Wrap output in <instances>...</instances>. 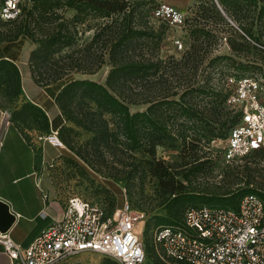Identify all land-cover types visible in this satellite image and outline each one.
<instances>
[{
  "label": "rangeland",
  "instance_id": "obj_1",
  "mask_svg": "<svg viewBox=\"0 0 264 264\" xmlns=\"http://www.w3.org/2000/svg\"><path fill=\"white\" fill-rule=\"evenodd\" d=\"M27 1L23 2L28 4ZM123 1L127 3L125 13L115 11L109 16H101L89 10L81 12V19L73 25L71 20L77 10L68 6L66 0H60V6L55 11L61 18L52 23L42 22L40 28L31 22L30 27L35 29L37 37L48 32L46 30H51L62 19L69 21L68 28L75 32L74 42L62 47L54 55V64L49 65L52 63L50 60L46 66L35 69L28 61L26 74L31 76L37 90H41L35 101L42 104L43 100L48 99L42 83L52 78L48 73L56 68L58 71L69 70L77 78H91L105 84L112 68L109 50L121 28L126 25L138 28L144 34L134 37L125 47L127 54L121 58L122 61L132 59L155 62L158 68L146 77L122 83L126 96L124 99L139 100L138 103L127 102L130 111L144 110L147 106L144 100L167 96L179 104L191 106L198 118L187 119L177 114L171 128L173 139L163 141L151 152L146 147L130 150L126 143L97 145L92 142L93 132L64 117L62 125L56 130L62 146L54 145L51 151H45L44 154L40 149L37 150L35 170L44 174L51 194L64 203L68 197L78 196L112 211L127 200L134 211L144 214L143 219L135 226L134 233L144 240L146 252L148 251L147 261L154 262L156 253L152 243L153 232L158 217H167L168 213L165 204H162L166 197L162 181L151 174L153 161H162L169 169L177 170L183 162H192V155L196 153L204 161L203 172L190 174L187 181L181 179V176L177 178L183 181L186 190L201 194L230 195L248 188L264 190V150L227 161L223 156L226 138L219 134L211 137L201 135L206 129H214L227 136V127L233 118L230 109L221 100L232 87L227 84V77L236 69L240 73L264 70L263 67L252 68V62L264 65V53L250 45L243 52H237L228 44V39L236 36L229 27L235 28L228 18L235 25L250 27L254 36L264 42V18L258 17L264 0H256V3L250 0H221L224 3L235 1L237 12L235 8L227 6L231 8L230 16L219 0H187L189 4L186 7H176L177 0H140L141 13H134L132 16L129 11L138 0ZM160 3L179 9L183 14V23L173 26L164 24L157 18L156 8ZM125 14H128L126 20L123 18ZM24 18L22 11L16 21L0 20V42L9 40ZM102 28L105 29L101 40L89 45L93 34ZM199 30L206 31L209 35L203 36ZM224 36L227 40L223 39ZM17 38H21L22 50L26 49L29 56L39 46L25 31ZM105 39L109 41L103 43L102 40ZM176 40H180L181 47H178ZM67 53L70 55L66 56ZM21 71L20 77L25 75L23 69ZM36 80H40V83ZM6 91V85H0V96L3 97L1 104L11 112V117L18 114V126L27 139L41 137V141L47 144L44 137L49 139L53 133L50 127L45 126L43 116L27 106L31 103L25 102L27 98L22 85L19 94H14L13 91L11 94V89ZM53 109L61 112L57 104ZM106 118L109 116L106 115ZM41 187L39 196L48 194L44 183ZM18 233H21L20 236ZM22 234L23 232L16 231L12 238L19 241ZM106 263L108 260L97 253L82 252L66 259L62 264Z\"/></svg>",
  "mask_w": 264,
  "mask_h": 264
},
{
  "label": "trees",
  "instance_id": "obj_2",
  "mask_svg": "<svg viewBox=\"0 0 264 264\" xmlns=\"http://www.w3.org/2000/svg\"><path fill=\"white\" fill-rule=\"evenodd\" d=\"M23 1L19 16L22 14V11H24L25 18L19 22L14 35L11 36L9 40L4 41V48H6L7 51L13 50L16 55L10 56L9 54L6 56L11 60H17V54L22 50V40L17 37L21 32L25 31L31 40L39 43V46L30 52L29 61L31 67L40 69L42 66H46L50 60L52 63H49V65H52L54 64L53 62H55L54 55L58 54L62 47L68 46L74 42L75 32L68 28L69 21L62 19L55 24L51 30H46L48 32L42 34L41 37H37L35 35V29L30 27L31 22L40 28L42 22L52 23L57 21L58 18H61L55 11V9L60 6V0H28V4ZM31 1L32 3H30ZM66 1L68 6L75 7L77 10V13L71 20L73 25L81 19V12L93 10L101 16H109L115 11L125 13L127 5L123 0ZM219 1L223 5L224 11L229 16L232 15L230 12L231 8H235L236 10L235 1L225 3L221 0ZM250 1L256 3V0ZM250 1H248V3H250ZM140 5L141 1L138 0L135 6L129 11L131 16L134 13H141L139 8ZM25 7H28V9ZM237 11L238 10H236V12ZM259 15L258 17H260V19L264 18V6L261 7ZM18 17L5 22L16 21ZM123 18L126 20L128 14H125ZM236 26V29L229 26L233 29V33L236 34L234 38L228 39V44L232 50L243 52L246 46L250 45L258 52L264 53V42H260V40L254 36L250 27L247 28L241 24H236ZM104 29L105 28H102L100 31L93 34L89 45L101 40ZM199 32L202 33L203 36L209 35L206 31L199 30ZM142 34L144 33L140 29L133 28V26L125 25L121 28V32L116 36L113 42L114 44L109 50L112 68L107 75L105 84L91 78H77L74 76V73L69 70L66 72L63 70L58 71L56 68L53 72H49L48 75H52V78L42 83V86L45 88V93L48 96V99L44 101V105L50 107L57 104L61 110L50 122H48L47 116L39 106L34 104H28L27 106L31 107L32 111L38 112L43 116L45 119V126L50 127L51 132L56 131L62 125L65 117L67 120H71L75 124L83 127V129L93 132L94 136L92 137V142L97 145L108 146L111 143H126V147L130 150L146 147L148 151H154L158 144L167 139H173L174 136L171 128L175 123L177 114L187 119L198 118V115L191 106L179 104L175 99H168L167 96H162L156 100H144L143 102L147 103L144 110L136 112L130 111L127 102L138 103L139 100L129 98L128 101H126L124 99L126 96L122 88V83L127 80L134 81L136 78L146 77L151 71L155 72L158 69L155 62L147 63L132 59L122 61L121 59L127 54L125 47L131 43L134 37H138ZM246 36L250 38L251 41L248 40ZM102 41L106 43L109 39ZM110 41L112 42L113 40ZM68 55H70V53L66 54V56ZM252 65H254L252 67L254 69H260L259 67L264 68V65L258 62H252ZM75 69L77 70L78 68ZM236 70L233 72L236 76L249 75L252 73L264 75V70H250L249 73H240L238 69ZM33 71L34 70H32V74H34ZM36 81L38 84L40 83V80ZM0 85H6V92H9L11 89V94H13V92L14 94L20 93V73L17 66L12 61L6 59L0 60ZM228 93L229 92L221 99L225 104ZM182 95L183 93L180 97H182ZM230 111L233 114V118L227 127L228 132L238 120V115L234 113L232 109H230ZM106 115H108L109 118H106ZM13 117L18 119L19 116L18 114H14ZM194 126L197 127L196 125ZM218 134L222 138L227 137L223 136L221 132H215L214 129H206L201 135L211 137ZM120 136L123 138L120 139ZM192 158V162H183L177 170H175V168L173 170L169 169V166L163 164L162 161H153L151 163V174L160 179V182L162 181L161 183L164 186L166 197L162 201V204H165L168 213L167 217H158V223L155 229L165 225L181 226L184 212L191 206L207 204L210 206L234 208L237 206L241 197L249 192H258L264 198V193L253 188L240 190L230 195H208L186 190L181 179L187 181L190 174L201 173L204 170V161L200 160L199 157L196 156V153H193ZM188 164L190 165L187 166ZM178 176H181V179L177 178ZM118 192L120 193L119 189ZM120 199L121 202L122 197ZM102 207L105 208L104 206ZM153 249L156 253V259L154 262H148L146 260L144 264H166L158 256L155 246H153ZM105 259L108 260L106 264H115L110 259Z\"/></svg>",
  "mask_w": 264,
  "mask_h": 264
},
{
  "label": "built area",
  "instance_id": "obj_3",
  "mask_svg": "<svg viewBox=\"0 0 264 264\" xmlns=\"http://www.w3.org/2000/svg\"><path fill=\"white\" fill-rule=\"evenodd\" d=\"M22 1L0 0V20L17 18ZM156 16L173 26L184 21L182 12L166 3L156 8ZM176 44L182 46L180 40ZM226 80L232 86L226 105L238 115L223 147L224 158L231 161L264 150V75L231 73ZM7 117L5 113L6 124ZM51 133L57 137L56 131ZM143 217L127 200L108 211L72 196L61 218L26 244L15 242L9 230L0 231V248L10 264H62L82 252L97 253L115 264H144L146 246L143 238L134 233ZM152 243L166 264H264V198L258 192H249L234 208L207 204L188 207L182 225L156 228Z\"/></svg>",
  "mask_w": 264,
  "mask_h": 264
},
{
  "label": "crops",
  "instance_id": "obj_4",
  "mask_svg": "<svg viewBox=\"0 0 264 264\" xmlns=\"http://www.w3.org/2000/svg\"><path fill=\"white\" fill-rule=\"evenodd\" d=\"M187 0H177L176 7H186ZM16 55L13 50L4 48V42H0V60L6 59L12 61L22 74L20 77L22 89L25 93V102H30L39 106L47 116L48 122L59 114L58 109L53 106L46 107L44 101L37 103L35 98L40 93L31 76L26 74L29 61V52L26 49L17 54V60H11L6 55ZM24 99V96H23ZM3 97L0 96V199L5 201L9 210L15 215V220L9 228V234L23 232L17 243L26 244L44 227L59 220L63 213L64 202L57 199L48 189V181L43 173L35 170L37 150L51 151L54 145L50 144L47 137L46 142H42L41 137H34L28 140L21 128L18 126L19 120L11 117V112L1 104ZM5 113L8 115V123L5 122ZM44 183L48 194L39 196L38 191H42L41 185ZM46 195V198L43 197ZM19 236L21 233H18ZM0 264H10L7 256L1 252Z\"/></svg>",
  "mask_w": 264,
  "mask_h": 264
},
{
  "label": "water",
  "instance_id": "obj_5",
  "mask_svg": "<svg viewBox=\"0 0 264 264\" xmlns=\"http://www.w3.org/2000/svg\"><path fill=\"white\" fill-rule=\"evenodd\" d=\"M14 220L15 215L9 210L8 204L0 199V231H8Z\"/></svg>",
  "mask_w": 264,
  "mask_h": 264
},
{
  "label": "bare ground",
  "instance_id": "obj_6",
  "mask_svg": "<svg viewBox=\"0 0 264 264\" xmlns=\"http://www.w3.org/2000/svg\"><path fill=\"white\" fill-rule=\"evenodd\" d=\"M49 139H50V141H51V143L53 144V145H59V146H62V143L59 141V139L55 136L54 137V135H51L50 137H49Z\"/></svg>",
  "mask_w": 264,
  "mask_h": 264
}]
</instances>
